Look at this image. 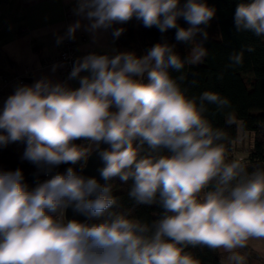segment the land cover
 <instances>
[{
  "label": "clouds",
  "instance_id": "clouds-1",
  "mask_svg": "<svg viewBox=\"0 0 264 264\" xmlns=\"http://www.w3.org/2000/svg\"><path fill=\"white\" fill-rule=\"evenodd\" d=\"M216 12L207 0H75L78 19L58 44L81 28L94 41L109 32L115 40L135 20L162 37L175 30L189 54L166 39L139 55L90 52L64 81L15 87L0 106V149L24 144L21 160L35 167L36 180L29 185L22 168L0 167V264H199L189 247L248 264L240 250L264 243V167L249 171L226 159L227 132L206 113L230 100L208 90L189 97L184 76L171 74L205 61ZM233 21L237 33L264 38V0H237ZM243 56L232 52L229 66ZM225 123H234L230 115ZM93 151L100 179L84 174ZM115 179L131 181L134 206H156L158 218L119 211Z\"/></svg>",
  "mask_w": 264,
  "mask_h": 264
},
{
  "label": "trees",
  "instance_id": "trees-1",
  "mask_svg": "<svg viewBox=\"0 0 264 264\" xmlns=\"http://www.w3.org/2000/svg\"><path fill=\"white\" fill-rule=\"evenodd\" d=\"M210 6L217 9L215 24L217 30L210 32L204 42L208 55L199 65H186L182 73L172 72L173 77L184 76L181 87L189 97H199L203 91H214L230 100V107L217 110L215 105H207L206 116L214 127L222 128L227 132L228 139L223 141L226 147V159L234 160L231 151L238 139L239 131L255 133V142L243 163L251 171L257 166L264 167V38H257L251 33H237L234 27V11L237 0H207ZM181 25L184 21H180ZM126 30L116 38L117 51H135L143 54L153 44L166 39L176 45V51L184 57L189 54L190 45L175 41V30L162 34L155 28H145L133 20L123 26ZM111 34V33H110ZM200 40V37H197ZM251 46L254 51H247ZM244 51L243 64L229 66V56L234 51ZM231 116L234 123L229 126L225 121ZM237 150V149H236ZM239 153V152H238ZM22 152L15 144L0 149V167L14 170L23 169L26 181L32 173H36L33 165L21 160ZM66 166L61 167V171ZM113 194L120 198L119 211L130 212L133 216L149 223L156 220L160 209L156 206H134L127 193L131 185L124 184L118 179L111 181ZM208 190V189H206ZM203 193H201L202 195ZM199 264H223L218 250L207 247H189L186 249Z\"/></svg>",
  "mask_w": 264,
  "mask_h": 264
},
{
  "label": "crops",
  "instance_id": "crops-1",
  "mask_svg": "<svg viewBox=\"0 0 264 264\" xmlns=\"http://www.w3.org/2000/svg\"><path fill=\"white\" fill-rule=\"evenodd\" d=\"M74 7L75 0H0V106L18 84H32L42 77L66 80L68 74L63 65H44L42 57L58 54V45L63 41L58 44V37L64 36L67 27L78 19L73 14ZM76 37L77 58L90 52L117 50L110 32L102 33L99 40L94 41L92 35L81 28ZM56 65L59 66L53 71ZM3 76L7 77V82L3 81ZM68 83L78 86L75 81ZM18 144L15 143L16 147ZM218 251L222 263H227L228 254ZM240 252L247 256L248 264H264V243L253 242Z\"/></svg>",
  "mask_w": 264,
  "mask_h": 264
},
{
  "label": "built area",
  "instance_id": "built-area-1",
  "mask_svg": "<svg viewBox=\"0 0 264 264\" xmlns=\"http://www.w3.org/2000/svg\"><path fill=\"white\" fill-rule=\"evenodd\" d=\"M69 15V13H68ZM78 42V38L76 37L74 40L65 39L58 45V54L56 56H48L44 55L42 57V61L44 65H54L60 64L63 65V68L66 69L67 74L71 71L74 61L77 59L76 45ZM3 81L7 82L8 79L6 76H3ZM23 81V79H21ZM231 154L235 160H240L243 162L244 157L238 154L235 147H233ZM40 179H44L41 175ZM36 180V179H35ZM34 180V181H35ZM34 181L31 182V185L34 184Z\"/></svg>",
  "mask_w": 264,
  "mask_h": 264
},
{
  "label": "rangeland",
  "instance_id": "rangeland-1",
  "mask_svg": "<svg viewBox=\"0 0 264 264\" xmlns=\"http://www.w3.org/2000/svg\"><path fill=\"white\" fill-rule=\"evenodd\" d=\"M209 28L211 33H214L217 30L215 24V18L211 21ZM254 142H255V133L246 132L240 129L238 139L235 141L237 152H239L238 154H240L241 156H245L246 154H248L249 149L252 148ZM24 148L25 145L22 143H19L17 145V150L19 152L23 153ZM224 264L227 263L224 262Z\"/></svg>",
  "mask_w": 264,
  "mask_h": 264
},
{
  "label": "water",
  "instance_id": "water-1",
  "mask_svg": "<svg viewBox=\"0 0 264 264\" xmlns=\"http://www.w3.org/2000/svg\"><path fill=\"white\" fill-rule=\"evenodd\" d=\"M102 166H103L102 162L100 161L99 157L95 155L93 151V154L90 156V158L87 161L84 174L87 176H94L97 179H100L98 169L101 168ZM35 179H36L35 173H32L29 176L28 181L33 182ZM101 183H103L102 180ZM69 215H71V212H69Z\"/></svg>",
  "mask_w": 264,
  "mask_h": 264
}]
</instances>
